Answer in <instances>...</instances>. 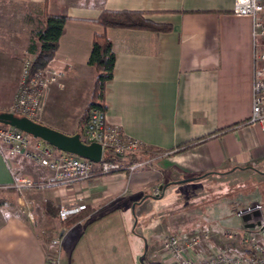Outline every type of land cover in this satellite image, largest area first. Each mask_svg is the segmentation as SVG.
<instances>
[{
    "label": "crops",
    "instance_id": "crops-1",
    "mask_svg": "<svg viewBox=\"0 0 264 264\" xmlns=\"http://www.w3.org/2000/svg\"><path fill=\"white\" fill-rule=\"evenodd\" d=\"M233 3L0 0V113L14 101L22 56H34L28 49L32 31L43 26L40 16L63 14L68 18L48 65L61 73V84L44 91L38 122L77 134L96 80V70L88 63L93 39L105 33L116 54L114 77L105 88L107 119L147 150L158 151L151 165L132 173L122 170L71 185L24 189L23 200L42 214L45 202L59 208L85 205L84 216L71 226L65 228L56 218L59 233H64L62 263L170 264L155 245L169 229L167 222H154L147 238L138 229L149 220L143 210L152 205L154 191H161L155 197H164L161 205L166 206L169 191L174 201L180 191L203 183L238 186L243 175L257 179L264 167V132L248 120L252 21L235 13ZM106 9L142 11L173 29L105 28L94 19ZM210 172L215 173L196 178ZM50 175L37 161L11 156L8 147L0 145V187L22 177L40 182ZM258 197L255 201L264 206L261 194ZM6 206L0 205V264H46L52 239L43 238L32 221Z\"/></svg>",
    "mask_w": 264,
    "mask_h": 264
},
{
    "label": "built area",
    "instance_id": "built-area-1",
    "mask_svg": "<svg viewBox=\"0 0 264 264\" xmlns=\"http://www.w3.org/2000/svg\"><path fill=\"white\" fill-rule=\"evenodd\" d=\"M233 9L239 15L249 16L252 21L253 100L252 113L248 120L249 123L257 124L261 132H264V0H234ZM21 68L18 90L8 111L13 115L38 121L44 91L51 84H61L59 79L61 73L48 66L36 67L34 57H27ZM105 113L106 110L98 106L90 109L81 139L86 143L97 142L102 145V156L98 162L72 153H64L42 139L14 126L0 123V145L8 147L9 155H21L37 161L40 166L51 171V175L44 181L38 182L31 177H22L4 187L42 189L60 184L71 185L78 180H88L96 174H109L122 170L132 173L149 165L155 156H158L134 157L135 154L144 153L146 145L127 135L121 127L110 123ZM128 157L130 160H127ZM84 207L85 205L62 206L58 215L61 220H65ZM33 215V212H28L29 217L33 218ZM245 215H251V220L245 221L242 232L225 229L220 234L221 238H226V241H239L243 248L242 252L233 248L210 246V239L214 233L207 230L187 238L171 234L165 236L162 247L168 255L170 264H264L263 204L254 201L241 206L237 210V216L243 218ZM247 223H253L254 227H247ZM63 234L61 232L51 240L46 264H62ZM244 246L252 249V252H245Z\"/></svg>",
    "mask_w": 264,
    "mask_h": 264
},
{
    "label": "rangeland",
    "instance_id": "rangeland-1",
    "mask_svg": "<svg viewBox=\"0 0 264 264\" xmlns=\"http://www.w3.org/2000/svg\"><path fill=\"white\" fill-rule=\"evenodd\" d=\"M27 57L33 58L34 56L28 55V53L24 54L21 58V67H23ZM21 67H19V77L21 75ZM19 80L20 78L18 79L16 92L18 90ZM157 152L158 151L155 150L150 151L146 157L155 156ZM140 154L142 155V153ZM149 165H151V163ZM258 171L259 175L257 179H255V177L247 178L246 175H243L242 181L240 180L242 185L236 186L234 182V184L228 183L224 186L216 184L213 192H210L206 196H203L201 192L199 194L198 191H195L198 187H190L186 188L187 190L185 189L184 192L180 191L179 194H175L176 199L172 201L175 196H170L171 192L169 191L166 193V197L169 196V202L166 203L168 204L166 206L161 205L164 197H155L161 194V191L156 190L153 192V196L149 198L152 205L149 203L147 208L143 210L149 218L147 224L144 223L146 227L140 224L138 229L142 235L147 238V235L154 229L157 222H167L169 229L163 231L164 236L160 241L155 243V245L161 246L159 247L161 250H163V239L165 236L173 234L180 238H187L207 230L214 233V236L210 239V245L225 247L227 249H238L242 252L243 248L239 241H226V238H221L220 234L225 229H233L242 232L245 227V221L242 217L240 218L237 216L238 208L246 203L260 200L258 194H261L263 197L261 200H264V167L261 170L258 169ZM24 189L26 188L0 187V205H7L5 209L17 211L21 213L22 216L24 215L23 217L26 216L28 220L34 223V226L38 229L41 236L46 238V240L55 238L59 234V228H57L59 227L58 219H56L55 216L46 214L45 205L43 206L44 214H42L37 206L24 201ZM191 190L193 192H191ZM156 193L158 194L156 195ZM192 196L193 198L191 199ZM172 208H175V211L172 212L170 210ZM30 211L34 214L33 218L28 216V212ZM61 225H63V223H61ZM143 249L145 253V248Z\"/></svg>",
    "mask_w": 264,
    "mask_h": 264
},
{
    "label": "trees",
    "instance_id": "trees-1",
    "mask_svg": "<svg viewBox=\"0 0 264 264\" xmlns=\"http://www.w3.org/2000/svg\"><path fill=\"white\" fill-rule=\"evenodd\" d=\"M41 22L43 26L32 31L31 42L29 45V52L34 55V65L36 67L48 66L50 60L53 58L54 53L56 52L59 40L63 32L67 16L63 14H51L44 12L41 16ZM94 21L102 27H120V28H137V29H149L157 32L171 31L173 29L172 24L170 23H161L156 22L144 15L142 11L134 10H103L99 17L94 19ZM92 49L89 55L88 63L93 66L96 70V80L94 88L92 89L91 100L81 118L80 129L77 133L81 135L85 127L86 121L88 119V113L90 109L94 106L101 107L106 110L105 103V91L106 85L111 78L114 76V68L116 61V54L113 50L112 41L105 33H96L93 39ZM189 143H186V146H189ZM150 151L144 149L143 156L147 155ZM141 154L133 155L134 157H143ZM210 173H202L196 178H202V180ZM212 180V178H211ZM221 182V180H218ZM216 185V184H215ZM215 185L211 183L208 187L203 183L198 186L195 191L202 193L203 196L208 195L210 192H213ZM191 192H193L191 190ZM205 193V194H203ZM198 194V195H199ZM193 196L191 197V199ZM239 209V208H238ZM58 206L52 205L50 202H45V212L49 216L59 217ZM172 212L175 211V208L170 209ZM85 212L82 210L78 213L71 214L67 219L61 220L63 225L66 227L71 226L76 221L84 216ZM137 218V214L135 215ZM183 232V231H182ZM245 252H252V249L244 246Z\"/></svg>",
    "mask_w": 264,
    "mask_h": 264
},
{
    "label": "water",
    "instance_id": "water-1",
    "mask_svg": "<svg viewBox=\"0 0 264 264\" xmlns=\"http://www.w3.org/2000/svg\"><path fill=\"white\" fill-rule=\"evenodd\" d=\"M0 123L14 126L36 138L42 139L51 146L64 151V153H72L94 162H98L101 159L102 145L97 142L86 143L81 140L79 133L67 134L28 117L13 115L9 111L0 113ZM257 214L258 212L255 213V215ZM250 218L251 215L243 216V220L246 222L251 220ZM246 226L254 227V224L247 223Z\"/></svg>",
    "mask_w": 264,
    "mask_h": 264
}]
</instances>
